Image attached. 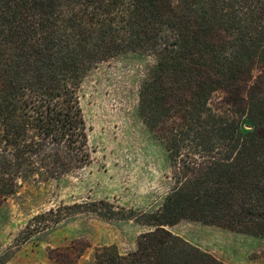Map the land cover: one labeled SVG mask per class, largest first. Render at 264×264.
<instances>
[{"label": "trees", "instance_id": "1", "mask_svg": "<svg viewBox=\"0 0 264 264\" xmlns=\"http://www.w3.org/2000/svg\"><path fill=\"white\" fill-rule=\"evenodd\" d=\"M136 50L159 60L140 112L174 171L163 205L51 209L24 240L93 213L148 228L127 255L98 248L96 264H223L166 227L191 220L264 239V0H0V194H13L18 178L53 180L90 164L81 80ZM85 249L51 256L73 264Z\"/></svg>", "mask_w": 264, "mask_h": 264}, {"label": "rangeland", "instance_id": "2", "mask_svg": "<svg viewBox=\"0 0 264 264\" xmlns=\"http://www.w3.org/2000/svg\"><path fill=\"white\" fill-rule=\"evenodd\" d=\"M158 62L153 54L136 50L88 69L78 96L91 162L53 180L16 178L15 192L0 194L4 264H65L51 255L82 246L86 249L73 264H96L98 248L115 246L121 255L136 249L139 235L148 228L84 212L24 238L34 217L63 206L108 201L127 210L153 212L163 205L174 185V171L166 140L143 122L140 112L141 87ZM166 229L223 264H264L263 238L191 220Z\"/></svg>", "mask_w": 264, "mask_h": 264}]
</instances>
